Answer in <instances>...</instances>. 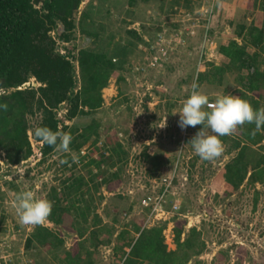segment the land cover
I'll list each match as a JSON object with an SVG mask.
<instances>
[{
    "label": "trees",
    "instance_id": "trees-1",
    "mask_svg": "<svg viewBox=\"0 0 264 264\" xmlns=\"http://www.w3.org/2000/svg\"><path fill=\"white\" fill-rule=\"evenodd\" d=\"M82 1L0 0V104L8 105L7 111L0 109V152H3L5 162L16 166L31 158H39L38 163H41L47 156L59 153L34 136L37 127L46 126L53 131L62 129L72 136L71 151L63 152L61 161L62 165L70 164V172L59 184L47 188L44 197L53 204L47 221L53 223L57 230L44 225L35 226L25 239L23 249H46L52 255L47 264H100L97 255L99 247L112 244L113 255L120 257L118 264H188L204 247L201 231L193 227L186 237L181 238L184 221H178L173 226L175 248L168 249L163 234L166 221L158 219L150 223L147 215L151 206H138L140 210L137 212L134 210L136 199L130 201L127 197L125 187L131 185V180L130 173L125 178L122 169L127 151L121 142H102L100 146H95L101 137V123L96 116L103 105L101 91L110 78L114 77L119 92H124L127 85L137 84V81H143L145 87L152 73L149 74L151 69L142 72L141 69L132 70L125 66L129 51L133 49L132 41H142L141 36L134 29L128 31L133 36L132 41H116L112 32L102 35L104 27L89 14L94 5L89 3L79 9ZM158 1L162 9V5L166 4V10L171 11L181 5L180 0ZM258 1L259 8L264 11V0ZM138 2L127 0V7L131 8ZM186 4H182L184 10L190 11L191 6ZM127 11L130 14L133 12L131 9ZM132 19L134 21L135 16ZM156 27L157 32L162 31L163 27ZM241 29L238 33L243 43L239 44L236 39L219 43L217 49L228 61L225 65L204 64V69L195 74L197 85L202 82L223 84L225 74L234 71L238 73L237 81L245 79L243 85L247 93L264 90V29L253 23ZM51 32L63 43L62 49L52 39ZM175 32L178 33L177 30ZM78 35L87 40L76 48ZM181 36L186 43L187 36ZM72 41L71 48L65 45ZM249 46L254 48L251 53L247 50ZM149 51L154 53L149 58L152 65L159 63L169 69L175 68L155 52V48H149ZM262 54L260 64L263 67L260 68L256 60ZM197 59L198 55L175 68V85H192ZM153 89L152 86L150 90ZM239 95L254 109L261 108L259 102L246 93ZM61 108L64 110L62 116L58 113ZM30 118H35L31 127ZM254 128V124H245L236 130L240 131L239 138L222 137L223 140H231L226 151H234L231 161L225 165L232 169L229 175L234 176L233 188L246 177L249 166V182L264 181L261 154H257V149L252 147L261 142L264 129L263 135L259 131L253 137ZM31 137L38 145H32ZM84 145H91L92 148L86 147L90 149L89 153L81 156ZM73 156L77 158L75 162ZM150 158H147L148 163L153 158L158 159L156 155ZM176 180L171 182L166 192L161 205L164 211ZM4 183L13 186L11 180L4 179ZM119 187L121 191L117 192V200L124 199L125 205L115 211L113 208L118 203L111 193ZM146 194L141 195L138 203ZM122 211L127 217L132 215L130 219L120 221L119 217L126 218L121 217ZM110 212L113 215L108 221L105 218ZM59 229L64 235L71 233L76 237L70 247L64 244ZM100 229H104L105 234L97 237Z\"/></svg>",
    "mask_w": 264,
    "mask_h": 264
},
{
    "label": "rangeland",
    "instance_id": "rangeland-1",
    "mask_svg": "<svg viewBox=\"0 0 264 264\" xmlns=\"http://www.w3.org/2000/svg\"><path fill=\"white\" fill-rule=\"evenodd\" d=\"M258 2L180 0L178 9L171 11L166 10V4L162 5V9L158 0H139L131 8L127 7V0H83L79 7L82 9L89 3L94 5L89 14L104 27L102 35L112 32L116 41H132L133 36L128 31L134 29L141 36L142 41H132L135 46L131 43L133 49L129 51L125 66L132 70L141 69L142 72L151 69L149 74L152 73V76L145 87L143 81H137V84L132 83L133 86L131 83V86L127 85L124 92H119L115 78H110L101 91L103 105L96 115L101 123V137L95 146H100L102 142L119 141L127 151L122 169L125 178L130 173L131 185H127L125 191L130 201L136 199L134 210L137 212L140 210L138 199L141 195L156 191V188L152 189L151 180L173 173V180H177L171 187L167 210L161 217L148 212L147 218L150 223L158 219L166 221L163 234L168 249L175 248L173 226L178 221H184L181 238L186 237L193 227L201 231L204 247L188 264H264V181L249 182V166L246 177L233 188L234 176L229 175L232 169L225 167L234 155V151H226L231 140L220 138L225 149L222 157L211 162L202 160L195 154L189 141L203 126L182 130L178 126L179 113L173 115L180 111L192 91L190 85L174 84L177 76L175 68L187 64L198 55L193 67V84L196 83V72L202 71L207 62L225 65L228 60L218 51L219 43L231 39L243 43L238 32L242 31L244 25L253 23L264 29V11L259 8ZM182 4L191 6L192 11L184 10ZM129 9L133 10L132 14L127 11ZM133 16L136 18L134 21ZM156 26L163 27L162 31L157 32ZM181 34L187 36L186 43ZM50 35L62 49L63 43L54 32ZM86 40L78 35L75 47L78 48ZM73 43L65 45L71 48ZM149 48H155V52L170 61L175 68L169 69L159 63L152 65L149 58L154 53H150ZM247 50L251 53L254 48L249 46ZM262 60L263 54L256 60L260 68L263 67L260 64ZM240 74L243 75V72ZM237 76V72H227L223 84L202 82L198 90L208 95L210 102L218 95L240 96L244 92L258 101L260 107H264L263 88L255 93H247L243 85L245 79L237 81ZM152 86L154 89L150 90ZM63 112L62 108L58 110L60 116ZM30 123V127L34 125L35 118H30ZM238 135L240 131L230 136L237 138ZM30 139L33 146L38 145L32 137ZM86 147L92 148L91 145H84L81 156L89 153L90 149ZM252 147L257 149V154H261L260 165L264 167V137ZM62 153L49 155L41 163H38L39 158H31L10 166L5 162L3 152H0V264H47L51 261L52 255L44 248L23 249L25 239L35 226H22L19 223L15 197L20 192L30 191L35 199H44L46 189L59 184L70 172L69 163L61 164L64 158ZM147 155L148 160H151L152 155L158 159L153 158L154 162L148 163ZM4 179L13 181V186L15 184L14 187L18 189L14 190L13 186L4 183ZM118 191H121L120 187L111 193L118 203L113 208L115 211L117 207L119 209V206L125 205L124 199L117 200ZM174 205L180 209L174 208ZM120 214L126 217H119L120 221L132 216L127 217L123 211ZM112 215L108 213L105 219L111 220ZM42 225L57 230L49 221ZM104 231L97 232V237L104 236ZM58 233L63 237L66 247L74 243L76 237L73 234L64 235L61 229ZM111 248L112 244L99 247L97 255L100 264H118L120 257L113 255Z\"/></svg>",
    "mask_w": 264,
    "mask_h": 264
},
{
    "label": "clouds",
    "instance_id": "clouds-1",
    "mask_svg": "<svg viewBox=\"0 0 264 264\" xmlns=\"http://www.w3.org/2000/svg\"><path fill=\"white\" fill-rule=\"evenodd\" d=\"M191 89V94L184 100L180 111L173 115L179 113L178 126L182 130L203 126L189 141L195 154L202 160L211 162L222 157L225 149L220 138L232 135L238 127L254 124L255 128L251 133L253 137L264 129V107L254 109L247 100L234 95H218L210 102L208 95L200 92L195 82ZM7 108L6 103L0 104V109L7 111ZM33 134L59 152L71 151L69 145L72 136L62 129L53 131L46 126L37 127ZM76 160L73 156V161ZM52 208L51 201L35 199L30 191L20 192L15 197V209L22 226L44 224L51 215Z\"/></svg>",
    "mask_w": 264,
    "mask_h": 264
},
{
    "label": "built area",
    "instance_id": "built-area-1",
    "mask_svg": "<svg viewBox=\"0 0 264 264\" xmlns=\"http://www.w3.org/2000/svg\"><path fill=\"white\" fill-rule=\"evenodd\" d=\"M173 180V173L168 174L166 176L159 177L158 179H152V189L156 188L155 192H148L146 196L140 199L139 206L150 207V214H154L156 216H163L165 211L162 209V203L164 201L166 192L171 185ZM179 206L174 205V208H178Z\"/></svg>",
    "mask_w": 264,
    "mask_h": 264
}]
</instances>
